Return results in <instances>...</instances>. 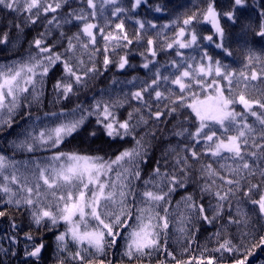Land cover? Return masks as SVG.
Masks as SVG:
<instances>
[{
	"label": "snow or ice",
	"instance_id": "snow-or-ice-1",
	"mask_svg": "<svg viewBox=\"0 0 264 264\" xmlns=\"http://www.w3.org/2000/svg\"><path fill=\"white\" fill-rule=\"evenodd\" d=\"M145 0H133L130 8L115 7L112 15L117 16L136 9ZM67 0H0V6L9 10L10 14L23 15L25 23L35 24L41 16L53 14L48 20L52 24L56 20V13ZM103 3L116 5L117 0H103ZM206 7L196 6L191 15L172 23L179 26L178 32L170 43H166L168 49H178L176 55L184 57L180 49H189L194 45L199 47L198 39H205L214 43L215 47L222 49L223 53L231 56V51L225 47V29L220 24L221 17H226L235 22L236 9L243 8L246 0H232V10L221 12L217 10L216 0H205ZM91 10L87 14L80 10V14L71 13L74 19L81 21L83 27L80 32L68 38L67 48L64 52H57L55 44H49L44 33L33 40L30 47L35 48V53L29 52L27 57L14 60L11 63L0 64V128H12L18 120H32V107H39L44 96L45 77L57 63L63 64L65 76L53 85V90L58 99L67 100L70 95H77L74 85L83 86L85 77L99 73L96 67H74L67 59L69 52L77 47L73 40L79 41L80 36L86 35L91 44L95 45L94 29L100 33L103 28H98L96 23L89 22L96 16L95 0H86ZM157 12L163 11L156 7ZM67 22V21H66ZM202 22L210 24L214 28L213 35L199 37L196 26ZM139 28L144 29L145 23L138 22ZM19 28V25H14ZM156 27L155 25H151ZM163 27L167 28L168 25ZM121 30L122 35L114 36L108 33L103 36L105 42L123 46L132 43L121 21L115 25ZM254 35L264 40V10L260 12V20L254 30ZM214 36L216 40H214ZM140 39L139 36L136 37ZM167 37H165V42ZM219 41V42H217ZM8 42V34L0 35V43ZM152 45L153 41L148 40ZM87 48V44L81 45ZM151 55L155 57L157 52L150 48ZM105 58L103 65L105 70L111 63L108 56V48H104ZM188 59L193 62L189 63ZM261 56L249 49L246 57V67L251 72L236 74L228 71V65L221 60L208 55L205 50L199 61L195 57L184 58L181 64L172 61L177 73L173 76L161 77L159 70L154 72V78L146 88L130 94L141 107L128 113L126 119L121 120L115 111L128 101V96L123 100L117 98L109 101L95 100L90 106L76 105L72 109H61L59 112L44 113V118L49 120L45 124L40 117V125L35 122L24 128L20 136L24 138L19 143L13 142L15 148L33 153L39 150L50 151L52 155L41 164L33 160L34 175L37 179L29 185L28 178L20 173V167L13 157L0 153V193L7 196L4 201V209H0V217L7 215V205L12 204L19 208L24 206L31 214L33 223L39 228L48 227L49 231L60 226L63 222L65 230L56 235L58 250L65 253V258L57 257V264H168V258L174 264H250L249 258L253 257L256 250H264V230L258 232L249 224L247 213L241 211V218H235L230 213L227 224H235L242 228H248L246 233H240L238 237L227 233L224 226L214 234L216 247L204 249L199 256L191 254V244L194 237L187 240L183 254L188 259H178L177 255L169 250L168 239L170 217L172 207L171 194L178 188L185 186V178L189 158H195L198 163L200 157L205 154L217 157L220 160H231L232 165L220 164L219 169L212 163L203 164L200 168L201 176L205 179L202 192H211L217 199V205L212 209L210 218L203 204H196L191 196L182 198L187 211L192 209L201 219L213 224L220 218L225 208V202L231 207V199L241 191L250 202L257 206L261 218H264V183H251L249 177H255L259 172L264 181V93L255 96L256 91L253 82H264V66L257 72L255 66L261 63ZM79 65L83 61H77ZM151 61L143 64L149 68ZM128 64L127 57H121L118 67L124 69ZM65 80L71 82L65 83ZM161 80L175 85L178 93L171 89L160 91ZM194 87L199 88V94L194 92ZM242 88V91H237ZM156 101H165L167 113L157 110L152 111L145 94L152 96ZM246 93H248L246 95ZM201 95L203 98H201ZM173 96L175 99H173ZM191 100V103H187ZM130 102V101H129ZM173 105L169 107V103ZM242 106L237 112L236 107ZM179 107L190 108L194 113L193 119L198 121L195 131L184 128L175 132L177 136L187 134L193 141V147L187 144L183 146L184 155L173 148L172 154L176 157L172 173L161 172V166L153 169L154 177L160 178L158 183L150 177L143 180L144 191H137L135 181H141L140 165L146 163L150 144L147 137L155 139V130L150 129L137 138L136 129L139 125L147 126L149 119L159 120L162 115L173 114ZM142 109H147L149 119H145ZM140 119L132 123L133 114ZM255 117L257 126L248 122V117ZM90 117H95L97 128H90ZM218 125L222 135H217L213 130ZM102 132L113 140L132 137L133 144L123 148L114 156L100 154H84L77 151H61L62 145L71 142L76 137L84 136L89 139L98 137ZM232 134H228V133ZM201 141L204 146L200 152L195 148ZM167 160V155L164 157ZM227 169L229 175L223 173ZM19 173V174H18ZM179 173V176L177 175ZM222 184L212 191L215 180ZM241 181H245L242 185ZM163 184V187H161ZM224 185L227 187L225 188ZM165 188L167 190H165ZM150 189H156L155 191ZM246 189V190H244ZM258 194L257 199H251L252 193ZM180 202H177V208ZM181 224L187 223L190 217L180 214ZM16 227L15 223L12 225ZM181 233L190 230L181 227ZM30 245H25L24 256L34 258L36 262L42 259V252L46 245L42 237L26 233ZM250 237V239H249ZM14 239V238H11ZM39 240V242H37ZM119 241H123L122 250ZM247 241V242H245ZM75 247L74 252L69 251V244ZM206 253H209L206 255ZM10 255L15 256L12 252ZM164 257L159 259L158 257ZM0 264L3 261L0 260ZM25 264H28L25 261Z\"/></svg>",
	"mask_w": 264,
	"mask_h": 264
},
{
	"label": "trees",
	"instance_id": "trees-1",
	"mask_svg": "<svg viewBox=\"0 0 264 264\" xmlns=\"http://www.w3.org/2000/svg\"><path fill=\"white\" fill-rule=\"evenodd\" d=\"M51 2V0H49ZM133 0H117V4L103 3V0H95L97 5L95 11L96 16L91 18L89 22L96 23L98 28H103L104 32L100 33L94 29L96 38L95 45L91 44L86 35L80 36L79 41L73 40V43L77 45L74 51L69 52L64 58L69 61L74 67H96L99 69V73L88 77H85L86 83L83 86L74 85V90L77 95H70L69 99L62 100L57 98L56 92L53 90V85L65 76L63 64L57 63L52 69H50L48 75L45 77L44 96L42 97V103L39 107L33 106L32 120H18L12 128L2 129L0 128V153L6 156L13 157L17 160H24L31 156H38L37 161L42 163L45 153H51L50 151L39 150L33 153H29L24 150L15 148L14 143H19L23 136L19 133L24 128L30 127L33 122L36 125H40V120H35V117H40L45 124L49 123L48 119L44 118V113L59 112L61 109H72L76 105H83L85 107L90 106L95 100H123L125 96H128V101H125L123 106L116 109L119 118L121 120L128 117V113L133 112L134 109L140 108L141 105L131 98L130 94L147 87V84L154 78V72L158 69L161 77L173 76L177 73L176 67L172 64V61H176L177 64H181L184 58L195 57L199 61L200 57L206 50L208 55L213 56L215 59L221 60L223 64L228 65V71H232L236 74L244 72L249 74L251 68L246 67L248 50L252 49L261 56V63L255 66V70L260 72L262 66H264V40H261L258 36L254 35L256 25L260 20V12L264 10V0H246V5L243 8L236 9L235 22L230 21L226 17H221L220 24L225 29L224 44L232 55L228 56L223 53L222 49L215 47L214 43L205 39H198V45H194L189 49H180L184 53V57L176 55L175 47L168 49L166 43L172 41L173 36L179 30V26L174 25L172 22L176 20H182L187 15H191L196 6L200 8L206 7L205 0H145L139 7L126 13H121L117 16H113L112 12L115 7L130 8ZM156 7H161L163 11L157 12ZM216 7L218 11L228 12L232 10V0H216ZM83 9L87 14L91 11L86 0H67V3L58 10L56 20L52 24L48 23V20L52 18L53 14L47 16H41V18L35 23H25L23 15L10 14L9 10L0 6V35L3 33L8 34V42L0 43V64L11 63L14 60L27 57L31 51L35 53V48L30 47L33 40L40 37L41 33L46 35L47 42L49 44H55L54 49L57 52H64L67 48L68 38L73 37L75 34L81 31L83 24L81 21L74 19L71 13L75 12L80 14V10ZM67 21V22H66ZM123 21V31L127 33L128 38L132 40V43L123 46V42L119 45L113 44L112 41L103 39V36L108 33H112L114 36L122 35L121 30L116 29L115 25ZM143 21L145 28L140 29L138 22ZM14 25H19V28ZM155 25L156 27H152ZM168 25L167 28L163 27ZM196 31L199 37H206L213 35L214 31L210 24L202 22L196 26ZM140 39L137 40L136 37ZM165 37L167 41L165 42ZM148 40H152L153 44L149 45ZM214 40L216 37L214 36ZM219 42V41H217ZM87 44L88 47L84 48L81 45ZM107 46L108 52L106 53L108 58L113 61L107 66L105 70L103 60L105 58L104 48ZM150 48H154L157 55L153 57ZM127 57L128 64L124 69H120L117 65L121 57ZM77 61H83L82 65H79ZM151 61L149 68H144L143 64ZM189 63L193 61L188 59ZM65 83L71 81L65 80ZM256 91L252 93L255 96H260L264 93V82H253ZM165 89H171L173 92L178 93V88L175 85H171L166 81L161 80L160 91ZM237 91H242V88H237ZM194 92L199 94V88L194 87ZM248 93H246L247 95ZM201 98L203 96L201 95ZM145 100L149 101L152 111L157 110L167 113L165 108V101H156L154 93L152 96L145 94ZM173 99L175 97L173 96ZM130 101V102H129ZM169 107H172L170 102ZM187 103H191V100H187ZM236 108H241L237 106ZM145 119H149L147 109H142ZM194 113L190 108L179 107L178 111L173 114L162 115L159 120L154 117L149 119V124L139 125L136 129L137 138L142 136L150 129L155 130V139L147 137L150 148L146 163L140 165L141 168V181H135L137 191L149 190L145 189L142 181L148 180L150 177L155 179L158 183L160 178L154 177L153 169L157 167V162L161 166V172L172 173L174 170V162L176 157L172 154V149L175 148L180 152V155H184L183 146L188 145L189 148L193 147V141L185 134L184 136H177L174 133L184 128L189 131H195V125L198 121L193 119ZM95 117H90V128H97L95 124ZM140 117L133 114L132 123H136ZM248 122L258 127L255 117L249 115ZM213 130L217 131V135H222V130L219 126H214ZM99 131V130H98ZM232 134L231 132L228 133ZM133 138L125 137L124 139H115L107 137L102 132H99L98 137L89 139L84 136L76 137L71 142L62 145L60 150L69 152L77 151L84 154H100L107 156H114L123 148L132 146ZM204 146V142L201 141L195 145L198 152ZM41 155V156H39ZM167 155V160L164 157ZM212 163L213 167L217 170L220 164L232 165L231 160H220L217 157L205 154L200 157L199 162L195 161V158H189L188 164L191 166L188 171V175L185 178V186L178 187L171 194L172 207L169 208V212L173 215L170 217L172 223H170L168 246L178 259H188L187 255L183 254L184 247L188 239L194 237L191 244V254L193 256H199L204 249H213L216 245L214 234L217 233L222 226H224L227 233L232 236L238 237L235 242H239L240 233H246L248 228H242L235 224H227L229 213L235 218H241V211L247 213L249 224L261 232L264 230V218H261L256 205L252 204L248 197L242 195L241 191H237L236 195L231 199V207L227 206L225 202V208L220 214V218L213 224H209L196 213L195 209L190 212L187 211L185 203L182 198L191 196L196 204H203L207 214L211 218L213 213L212 209L217 205V199L211 194V192H202L201 189L205 185V179L201 176L200 168L203 164ZM225 175H229L227 169L221 170ZM35 173V172H34ZM33 173V174H34ZM179 176V173H177ZM35 177L31 176L29 182L34 183ZM215 184H213L212 191L216 190L217 185H221L222 182L219 179L213 178ZM251 183H264L262 178L257 172L256 176L249 177ZM244 185L245 181H241ZM163 187V184H161ZM226 188L227 186L224 185ZM155 191L156 189H150ZM165 190H167L165 188ZM246 190V189H244ZM258 194L252 193L251 199H257ZM7 197H4L3 193H0V209H4V201ZM177 202H180L177 208ZM241 210V211H238ZM7 215L0 217V236L5 237L10 245V250L3 258L0 253V260L3 264H57V257L61 259L65 258V253L58 250L56 235L64 231L63 222L60 226L49 231L48 227H37L32 220L31 214L24 206H17L9 204L7 205ZM190 217L187 223L181 224L180 214ZM15 223L16 227L12 225ZM183 227L190 230L189 232L181 233L179 229ZM26 233H31L33 236L42 237L46 247L42 252V259L36 262L34 258H27L24 256L25 245H30V241L26 238ZM14 238V239H11ZM250 239V237H249ZM39 242V240L37 241ZM247 242V241H245ZM122 245L123 241H119ZM70 252H74L75 247L68 246ZM15 252L16 255L12 256L10 253ZM209 253H206V255ZM163 259L164 257H158ZM264 261V250L257 249L254 256L249 258L250 264H260ZM66 264H71L66 260ZM153 264H156L155 259ZM168 264H174L171 258H168ZM230 264V261L227 262Z\"/></svg>",
	"mask_w": 264,
	"mask_h": 264
},
{
	"label": "rangeland",
	"instance_id": "rangeland-1",
	"mask_svg": "<svg viewBox=\"0 0 264 264\" xmlns=\"http://www.w3.org/2000/svg\"><path fill=\"white\" fill-rule=\"evenodd\" d=\"M213 31H215L214 28H213ZM241 110H242V106H241V108H236L237 112H239ZM45 155L46 156L43 157V159H42V163H45L48 160V158L52 155V153L48 152V153H45ZM39 156H41V155H39ZM37 159H38V156H36V157L31 156V157L24 159L22 161L14 159L16 162H18V164L23 165L22 167H20V173H23V175L28 178V181H29V178L31 176L33 177V175H34L33 173L36 171L32 161L37 160ZM34 176H36V175H34ZM36 179H37V176L35 177V181H36ZM31 184H32V182H29L30 186H31ZM4 197H7V196L4 195ZM69 246H72V244L70 243ZM9 250H10V245H9L8 240L5 239V237L0 236V253H1L3 258H6Z\"/></svg>",
	"mask_w": 264,
	"mask_h": 264
}]
</instances>
